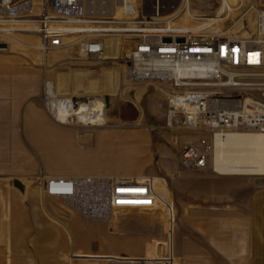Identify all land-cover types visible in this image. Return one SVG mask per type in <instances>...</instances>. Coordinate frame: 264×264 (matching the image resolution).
<instances>
[{"label":"rangeland","instance_id":"1","mask_svg":"<svg viewBox=\"0 0 264 264\" xmlns=\"http://www.w3.org/2000/svg\"><path fill=\"white\" fill-rule=\"evenodd\" d=\"M250 1L245 0V6ZM215 5L216 0H191V8L199 16L213 12ZM237 16L233 14L231 21ZM15 38L38 44L30 33ZM110 45L106 54L113 50L117 59L100 63L76 49L43 55L34 46L17 42H10V49L0 53V264H66V255L72 251L69 232L75 242L85 246L84 251L94 255L144 257L150 253L153 258L168 255L173 248L182 264H201L205 258L219 264L224 262L220 251L234 252L240 244L246 250L249 240L245 247L247 238L241 242L234 237L233 215L227 222L221 219L229 203L220 198L232 196V189L222 187L218 180L230 175L181 167L182 146L195 141L198 134L167 128V86L128 80L124 59L129 47L123 44L119 51L115 42ZM46 96L83 100L104 96L107 126L80 125L76 119L59 123L46 109ZM42 122L54 129L42 127ZM54 171L64 176L157 177L162 186L156 185L163 194L159 193L172 201L173 228L178 232L174 239L180 244L167 233L165 216L171 213L164 211L120 214L114 217L112 230L106 224L84 221L61 202L41 195L40 173L54 175ZM234 177L264 188V176ZM44 211L65 222L69 231L50 221ZM128 218L135 221L129 223ZM52 230L59 243L48 248L43 235ZM73 257L77 264L78 258ZM81 258L90 264L104 262Z\"/></svg>","mask_w":264,"mask_h":264},{"label":"built area","instance_id":"2","mask_svg":"<svg viewBox=\"0 0 264 264\" xmlns=\"http://www.w3.org/2000/svg\"><path fill=\"white\" fill-rule=\"evenodd\" d=\"M191 0H0V53L10 35L30 33L43 54L76 49L95 62L106 59L108 39L129 47L126 78L167 86L166 126L196 133L182 146L189 170H212L214 140L231 133L264 134V0H216L204 16L182 17ZM238 16L231 21L232 15ZM251 21V24L248 23ZM43 197L54 198L88 223L114 224L124 213H171L172 201L156 177L47 175ZM44 199V198H42ZM168 255L118 257L105 264H174Z\"/></svg>","mask_w":264,"mask_h":264},{"label":"crops","instance_id":"3","mask_svg":"<svg viewBox=\"0 0 264 264\" xmlns=\"http://www.w3.org/2000/svg\"><path fill=\"white\" fill-rule=\"evenodd\" d=\"M44 126L50 127L49 129H54L52 128V126L47 125V123L42 122V127ZM40 145L41 146L43 145V141L40 142ZM41 146L39 147L40 150L43 149V146L42 147ZM54 147H58V146H54ZM54 173H55L54 175H60V172L58 171H54ZM189 181L190 180H188V182ZM218 181H219V185H221L222 187L226 188L228 186L227 188L232 189V196L225 199L220 198V201H225L226 203L227 202L229 203L228 204L229 206L226 207L224 211V217L221 219L224 222H227L229 218H232L231 215H233V221L235 224V236H234L235 239H241L242 242L244 240V237L245 239L247 238V241L245 242V247H247L246 244H248L247 242L249 240V246L248 248H246V250L243 248L242 244H240L241 247L235 248L234 252L220 251L222 255L224 254V257L222 256L220 257L224 259V262H220L219 264H262L261 262L264 261V188L257 189L254 185V182L248 181L243 177H234V176L220 177ZM156 184H160L162 186V184L159 182H156ZM2 189H3V184L0 182V203H2L3 200L1 193ZM156 189L158 192H162L161 190H159L157 185H156ZM9 200L12 201V199ZM46 200L48 199L40 198V201H46ZM226 200H230V201H226ZM15 201H19L18 197L15 198ZM49 201L50 200H48V202ZM44 212L49 217L50 221H52L57 225H60L65 231L66 230L69 231V229L66 227L65 222H61L60 220L52 217L46 211ZM228 215L230 216L228 217ZM165 217H166L167 233L170 234V236L173 238V242L176 243V245H179L180 242L178 241V239H176V241L174 239L175 235H178V232L173 228L174 225L173 212H171V214L168 216L166 215ZM133 220L135 221V219L128 218L126 221L132 223L131 221ZM69 235L71 238L70 240H71L72 251L70 253H67L66 255V264H75L74 260H72L71 258L72 255L78 257L77 264H90L85 262L86 260L82 259L81 257H88L90 258L89 260H99L102 259V257L105 255H113L118 257H135L131 255L115 254V253H106V254L100 253L94 255L93 252L84 251L83 247L85 246L81 245L79 242H75L70 232ZM43 237L48 242L47 245L48 248H55L59 243L58 241L59 236L56 234V232L54 233L53 230L51 232L50 231L45 232ZM158 241L159 240H156V242ZM147 255L150 256L148 257ZM144 257L152 258V254L148 253ZM155 257L156 256L153 255V258ZM206 259L207 258H205L204 262L201 264H214L211 258H209V260ZM103 264H105V262H103ZM174 264H182V262L176 258ZM188 264H200V263L188 262Z\"/></svg>","mask_w":264,"mask_h":264},{"label":"bare ground","instance_id":"4","mask_svg":"<svg viewBox=\"0 0 264 264\" xmlns=\"http://www.w3.org/2000/svg\"><path fill=\"white\" fill-rule=\"evenodd\" d=\"M232 5L236 0H228ZM188 11L182 17L198 18L196 11L191 8V1ZM20 33H17L18 35ZM11 43H20L22 46L36 48V43L32 44L19 42L15 35L9 37ZM37 41V38H35ZM34 41V40H33ZM116 43L115 49L120 51V46L113 38L108 39L110 43ZM35 43V44H34ZM10 48V44H9ZM112 49V47H110ZM106 59L116 60L117 56L111 51L106 54ZM115 51V50H114ZM112 55V56H111ZM46 109L48 113L59 123H69L76 119L77 123L94 127H106V98L96 96L93 99L74 98H50L46 96ZM51 107V109H49ZM50 110V111H49ZM80 124V125H81ZM214 152L212 156V171L221 176H264V134L262 133H231L218 135L214 140ZM112 230V226H110ZM106 256V255H105ZM103 256V257H105ZM102 257V258H103ZM74 259L78 257H73ZM102 260V259H101Z\"/></svg>","mask_w":264,"mask_h":264}]
</instances>
